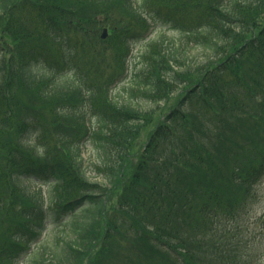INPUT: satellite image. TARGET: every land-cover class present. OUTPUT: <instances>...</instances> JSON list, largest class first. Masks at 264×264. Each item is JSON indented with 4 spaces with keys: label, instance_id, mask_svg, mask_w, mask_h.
Masks as SVG:
<instances>
[{
    "label": "trees",
    "instance_id": "1",
    "mask_svg": "<svg viewBox=\"0 0 264 264\" xmlns=\"http://www.w3.org/2000/svg\"><path fill=\"white\" fill-rule=\"evenodd\" d=\"M133 57L129 96L187 89L139 152L152 114L111 96ZM88 143L108 182L87 176ZM263 179L264 0H0V264H111L121 246L144 264H247L205 229Z\"/></svg>",
    "mask_w": 264,
    "mask_h": 264
},
{
    "label": "rangeland",
    "instance_id": "2",
    "mask_svg": "<svg viewBox=\"0 0 264 264\" xmlns=\"http://www.w3.org/2000/svg\"><path fill=\"white\" fill-rule=\"evenodd\" d=\"M167 37H176L178 38L180 33L177 31L169 30L168 28L164 29ZM143 42L138 41L134 43L135 50L137 51ZM164 47H166L164 45ZM207 51H205L202 47L192 48L191 52L187 58L190 59V64L192 63L193 66H197L199 63L203 65H199L194 71L187 75L185 82L187 83V87L191 88L197 80V74L200 70L205 67ZM194 67V68H195ZM136 69V65L134 61L129 63V68L126 71L124 77L120 82H118L114 88L112 89L111 96H113L116 100L120 102H132L139 106L140 108L150 111L152 116H150V122L146 124L144 129L142 130L139 138L134 144L133 150H137L139 152L143 149V146L147 143L150 133L156 128L160 118L164 117V115L172 110V108L180 101L183 96L185 95L187 89L186 86L174 91L169 101H161L159 103L152 101L146 98H139L136 95H128V88L134 83L133 76L134 71ZM255 83L254 80L251 84ZM189 103V101H188ZM194 108L196 106L193 105ZM241 106H238V108ZM257 113H262L260 110H256ZM249 122L251 124H247L244 127L248 128L252 125L253 119H250ZM254 124V123H253ZM257 131V128L252 129ZM256 139V135L253 131H251V135L245 141L244 146H248L249 144L253 143ZM243 144V143H241ZM84 156L86 159V164L88 165L87 176L95 181L100 182H108L107 178L103 173L95 171L90 166V160L94 156V150L92 145L88 143L86 148H84ZM132 167H128L126 169L127 176L131 174L129 169ZM223 176L220 175L218 177L213 178L214 184H220L222 182ZM46 186H43V191L45 192ZM254 191H257V195L252 198L248 209L244 214L238 216V218H227L226 216L222 215L220 221L217 223L213 222L209 224L205 231H207L212 237L209 241L212 244L221 245L224 242L228 246L231 247L230 250L233 249L234 253L232 254V258L239 254H245V259L247 260V264H264V179L257 185V187L253 188ZM117 197L115 198L114 202H116ZM242 213L244 212L241 211ZM57 234V233H56ZM58 235V234H57ZM48 237L46 243H48ZM48 241V242H47ZM127 241V240H126ZM121 254L120 257L113 261L111 264H116L119 261L121 264H144L146 258L138 257L134 255L133 250H126L124 246H121ZM227 253V252H226ZM229 253V252H228ZM231 254V253H229ZM47 257H51V253L47 252ZM237 258L238 255H237ZM35 259L31 258L26 262L21 264H33ZM235 264V262L233 263Z\"/></svg>",
    "mask_w": 264,
    "mask_h": 264
}]
</instances>
